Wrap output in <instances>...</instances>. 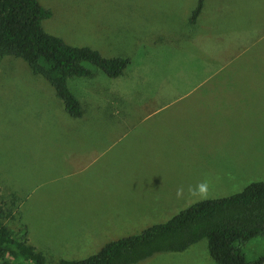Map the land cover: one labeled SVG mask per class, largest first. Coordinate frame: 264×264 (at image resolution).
<instances>
[{"label": "crops", "instance_id": "1", "mask_svg": "<svg viewBox=\"0 0 264 264\" xmlns=\"http://www.w3.org/2000/svg\"><path fill=\"white\" fill-rule=\"evenodd\" d=\"M197 2H179L173 12L183 13V29L162 25L160 36H153L152 17L144 32V26L127 28L124 23L79 14L86 21L82 31L90 38L82 46L133 64L109 83L96 80L100 83L91 88V97L79 101L118 106L113 110L115 122L104 111L85 117L82 110L80 118H73L62 105L64 112L49 121V133L58 131L55 138L60 140L62 134L64 141L34 145L31 179L26 177L30 168L18 165L16 172L25 173H12L19 179L12 186L15 191L3 185V197L16 198L19 224L26 228L32 246L44 248L40 252L53 254L51 248L66 246L61 235L64 226L80 230L83 245L98 248L114 238L112 226H143L146 215L178 214L195 200L187 195L177 199L178 187L186 189L205 179L210 184L216 173L237 174L226 170L232 165L226 152H244L247 160H254L252 167L264 161V0H204L190 24ZM174 6L161 4L162 21L176 22L167 16ZM165 37L168 44L162 42L168 41ZM162 47H176L186 55V74L173 70L177 59L172 54L171 70L148 80L145 72H153L163 58ZM136 57H141L138 65L133 61ZM139 76L145 88L143 94H133L128 87ZM10 83L40 84L39 80ZM152 86H156L154 94L146 93ZM28 97L52 99L51 95ZM218 197L209 191L207 199Z\"/></svg>", "mask_w": 264, "mask_h": 264}, {"label": "trees", "instance_id": "2", "mask_svg": "<svg viewBox=\"0 0 264 264\" xmlns=\"http://www.w3.org/2000/svg\"><path fill=\"white\" fill-rule=\"evenodd\" d=\"M203 2L198 0L190 24ZM51 17L38 0H0V60L21 59L33 75L48 83L65 111L80 118L82 107L68 87V78L92 77L93 71L83 63L116 78L129 60L106 58L88 46L74 47L44 32L42 22ZM10 200L8 206L0 199V264H141L159 254L182 253L203 240L216 264H264V249L255 255L247 251L250 243L264 236V181L225 198L194 202L168 221L109 242L82 260L50 259L51 254L38 251L16 217V198Z\"/></svg>", "mask_w": 264, "mask_h": 264}, {"label": "rangeland", "instance_id": "3", "mask_svg": "<svg viewBox=\"0 0 264 264\" xmlns=\"http://www.w3.org/2000/svg\"><path fill=\"white\" fill-rule=\"evenodd\" d=\"M181 1L182 0H38V2L44 8L49 9L52 12V17L42 22V28L44 32L59 37L66 44L74 47H83L82 45L90 40V38L87 37L89 34L82 31V27L84 25L83 23L86 21L82 19V16H79V14H83L86 17L94 20L99 17L102 19V22L110 21L111 24L113 22H117L120 25L124 23L127 28H131L133 25L138 27L144 26V28H142L144 32L146 21H149V19L152 17L153 36H160V31H163L160 29L162 25H168L169 30L170 28L172 30L178 31L183 29L185 25L183 23V13L175 14L173 12L176 9V5ZM161 4L175 5L173 7L174 10H169L167 14L168 17L175 18V23L162 21L164 13L162 14L161 12ZM135 30L136 29H133L132 31ZM147 32L148 31L146 30V33ZM161 35L162 37L165 36V34L162 32ZM92 37L94 39V36ZM165 38L168 41L163 40L162 42L168 44L170 39H168V37ZM171 38H173L171 41H181V39H176L175 37ZM162 48L160 49L161 52L164 51L162 54L163 58H159L157 62L158 64L155 62L157 60H154V63H156L157 66H154L155 68L153 72L150 71L151 73H148V75L145 72L148 80H157L161 78V74L166 75V73L171 70L169 66V59L172 58V54L177 59L175 64L176 69L173 67V70H176L178 74H186L184 71V67L187 63L186 59H184L186 55L183 53H178L176 49L179 50V48L176 47V49L172 47ZM151 54H154V52H151ZM253 54H258V51H255ZM253 56L254 59L258 57L256 55ZM140 58L141 57L134 58L133 61L135 62V65H138L137 63L139 62L137 61ZM245 58L246 56H243L244 60ZM257 60L260 61V58ZM131 63L132 62L129 60V65H131ZM83 66L91 69L94 75L90 78L70 77L67 81L70 91L79 101H83V98L87 96L91 97L90 90L91 88L98 85V83H109L111 80L99 68L89 63H83ZM25 80H39L40 84L33 87H25V85L21 86V84L10 83L21 82ZM96 80H100V82H97ZM132 80L137 79L133 78ZM142 80H144L143 76H139L137 81H131L132 86L128 88L133 91V94H143L145 86L143 87L144 84L140 82ZM152 87L153 90L146 89V93L154 94L156 86ZM29 90L33 93H31ZM159 90L160 86L159 89L157 88V91ZM34 94H37V96H40L41 98L51 95L52 99L30 100L31 98L28 96ZM56 104H58V107L54 108ZM82 104L81 106L85 117L91 116L92 112H94V114H101L102 111H104V115L110 117L109 119L111 120V123L115 122L117 119L116 117H112L113 110L118 108V106H114V104L102 106H100L97 102H86ZM62 105V102L56 97L48 83L41 77L33 75L26 63H24L21 59L4 57L0 60V199L2 201L4 200L8 206L10 205L11 197H3V185L7 186V188H12L15 191V188L12 186L18 185L19 179H17V176L25 173L24 171L20 170L16 172L18 165H26L27 170L30 168L26 177L31 179V167L34 160L33 146L39 144H48L49 142L55 141H64V136L60 134V132V140L55 138V134L58 131L49 133V121L51 122L52 120H57V113L64 112ZM56 128L58 129L59 126L53 127L52 129L54 130ZM238 153L239 152L237 151L226 152L227 155L230 154L232 165L231 167H225L226 170L236 172L237 174H233V176H227V173L225 175L216 173L215 177L210 176V191H214L215 194L220 195V197L215 199L225 198L241 192L247 185L251 183L249 181L254 179H263L261 181H264V161L261 162V165L252 167L250 164L254 162V160H247V156L245 154L243 155L244 152H240V155H238ZM250 170H253L254 172L251 173ZM12 173H16L18 175H14ZM3 182L5 184H3ZM204 200H213V198ZM197 201L200 200L195 199L190 203L193 204ZM173 216L174 215L172 214H166L164 216L146 215L147 221L143 226H112L111 228L114 230L115 234L114 238H110V240L112 239L111 241L102 242L101 246L98 248H94V246L83 245L85 244V241L78 239L80 230L75 231L73 230V226H69L68 229L67 226H64V230L61 232V235L63 238H65L63 242L66 244V246H57L51 248L53 254H51V257L49 258L58 259L60 256H63L78 260L85 259L93 255L90 254V252L94 250L95 252L93 253L98 252L109 242L139 234L144 229L154 224H158L160 221H168ZM98 243H100V241ZM263 249L264 236L250 243L247 246V251L249 252L247 253L250 255H255ZM38 251H44V248H40ZM141 264L216 263L209 255L207 242L203 240L191 246L182 253L159 254Z\"/></svg>", "mask_w": 264, "mask_h": 264}, {"label": "clouds", "instance_id": "4", "mask_svg": "<svg viewBox=\"0 0 264 264\" xmlns=\"http://www.w3.org/2000/svg\"><path fill=\"white\" fill-rule=\"evenodd\" d=\"M210 184L208 180H201L195 185H189L185 189L184 186H180L176 190L177 199L185 198V195L189 198H194L198 200L207 199L209 196Z\"/></svg>", "mask_w": 264, "mask_h": 264}]
</instances>
